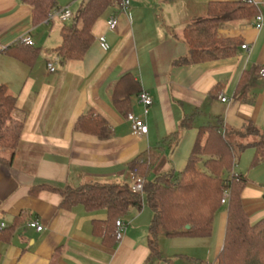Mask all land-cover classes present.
Instances as JSON below:
<instances>
[{
  "label": "crops",
  "instance_id": "crops-1",
  "mask_svg": "<svg viewBox=\"0 0 264 264\" xmlns=\"http://www.w3.org/2000/svg\"><path fill=\"white\" fill-rule=\"evenodd\" d=\"M57 1L59 7L71 9L78 3ZM213 1L234 0H130L127 10L116 3L92 26L94 40L84 58L62 63L56 48L62 43L64 23L36 24L30 5L0 0V85H7L16 96L11 122L20 125L13 163L0 160V224L15 225L10 239L0 241V264H214L225 240L226 202L216 213L211 236L173 237V256L148 262L153 218L148 205L132 208L123 217L127 228L120 242H106L94 226L107 220L106 209L88 210L83 204L65 209L59 192L31 191L44 183L58 188H76L88 181L131 183L128 164L162 145L149 178L178 173L187 166L201 126L221 120L225 129H242L252 121L264 129V78L253 74L264 66V20L261 28L254 16L228 21L220 28L224 35L249 45V49L241 46L232 58L175 63L188 53L181 38L184 27L206 17L207 5ZM254 1L264 15V0ZM115 14L118 25L111 30L108 21ZM26 33L40 49L31 64L6 51ZM101 36L109 49L102 47ZM52 60L58 64L50 72ZM247 73L254 77L248 98L242 100L236 93ZM126 74H131L130 79L120 83ZM143 89L153 99L147 113L139 100ZM116 95L124 102L121 107ZM221 95L228 100L222 101ZM129 112L144 117L147 134L134 133ZM191 115L192 126L181 139L175 145L163 144ZM84 116L103 120L104 131L78 128ZM254 152L253 148L243 151L236 168L243 156L253 158ZM1 153L9 155L11 150ZM245 175L242 203L256 222L264 217V162L251 165ZM30 220H38L43 229L30 226Z\"/></svg>",
  "mask_w": 264,
  "mask_h": 264
},
{
  "label": "trees",
  "instance_id": "trees-1",
  "mask_svg": "<svg viewBox=\"0 0 264 264\" xmlns=\"http://www.w3.org/2000/svg\"><path fill=\"white\" fill-rule=\"evenodd\" d=\"M121 1L86 0L73 19L61 27L62 43L56 48L60 62L82 60L94 40L92 26L107 8ZM21 2L32 7L36 24L46 21L50 12L60 8L57 0ZM258 13L256 5L242 0L210 2L206 17L184 27L181 38L188 47V53L175 60V63L216 61L238 55L242 46L241 38L228 37L220 32V28L228 21L256 17ZM6 51L31 64L40 49L18 41ZM260 68L253 74H259ZM127 77H131V74L122 77L120 83L130 79ZM253 77L252 73H247L242 78L237 88V98H248ZM117 96L116 103L121 107L120 102H124ZM16 99L7 85H0V160L9 165L14 161L15 148L19 142L18 131L12 130L10 126ZM192 121L193 115L184 118L179 129L164 138L163 144L175 145L183 131L192 126ZM78 128L99 133L104 131L105 126L98 117L84 116L79 119ZM162 148L163 145L144 152L128 164L132 172L145 179L142 194L133 191L128 181H88L76 188H58L44 183L31 191L34 194L44 189L59 192L62 196L60 205L65 209L77 204H83L88 210L106 209L107 220L94 223L95 231L106 242L115 239L117 219L128 215L132 208L141 210L144 204L148 205L153 211L148 237V262L163 258L159 246L161 235L168 238L211 236L216 213L226 202L228 218L225 240L214 264H264V217L256 222L250 220L241 198L248 178L242 172L235 171L240 155L248 148L255 151L252 166L264 162V129L252 121H247L242 129H225L221 120L205 124L199 128L186 168L178 173L171 171L150 179L151 168ZM4 149L11 150V153H1ZM225 193L229 197L222 202ZM14 226L0 229V241L10 239Z\"/></svg>",
  "mask_w": 264,
  "mask_h": 264
},
{
  "label": "built area",
  "instance_id": "built-area-1",
  "mask_svg": "<svg viewBox=\"0 0 264 264\" xmlns=\"http://www.w3.org/2000/svg\"><path fill=\"white\" fill-rule=\"evenodd\" d=\"M246 3H250V4H254L255 5V1L254 0H242ZM129 4H130V0H122L120 3V9L121 10H127L129 8ZM74 12L72 11L70 6H64V7H60L58 9H54L52 12H50L49 17L47 19L48 22L51 21H60L62 23H69L70 20L73 19L74 17ZM263 20H264V15L262 12H259L256 17H255V21H256V27L257 28H261L263 26ZM118 25V16L115 14L113 15L109 21H108V27L111 30L116 29ZM100 43L102 45V47L104 49H109L110 45L107 42L105 36H101L99 38ZM19 41L21 43L24 44H28V45H34L35 42L31 36L30 33H26L24 35H22L19 38ZM242 47L244 49H249V45L248 44H243ZM58 64L57 60H52L48 62V69L50 72H53L56 70V66ZM259 76L261 78H264V66H262L259 70ZM220 99L222 101H227L228 98L226 96L221 95ZM139 100L141 103L144 104L145 106V112L147 113L149 106L152 104L153 99L152 96L149 94V92H147L146 90H141L139 93ZM127 119L131 122L132 124V129L134 131V133L139 134V135H145L148 133V125L144 119V117L142 116H138L132 112H129L127 114ZM144 184H145V179L144 177L137 175L135 172H131V186L133 191L137 192V193H143L144 192ZM229 197L228 193H225L222 202H225L227 200V198ZM28 224L30 226L36 227L38 230H42L43 229V225L38 221V220H30L28 222ZM4 227H6L5 223H1L0 224V229H3ZM127 228V222L123 219V218H119L116 221V229H115V239L117 242H120L125 234Z\"/></svg>",
  "mask_w": 264,
  "mask_h": 264
},
{
  "label": "rangeland",
  "instance_id": "rangeland-1",
  "mask_svg": "<svg viewBox=\"0 0 264 264\" xmlns=\"http://www.w3.org/2000/svg\"><path fill=\"white\" fill-rule=\"evenodd\" d=\"M77 2L78 3L74 4L73 8H72L73 11L75 12V14L79 10V6L82 2H84V0H78ZM64 6H66V5H64ZM10 126H11L12 130L17 131L18 123L11 122ZM246 157H248V156H243L240 165L236 168L237 172H243V174H246L250 170L253 158L251 157L248 159ZM160 247H161L162 253L165 257L173 256V253L175 251V248H174L175 246H173L171 238H168L165 236L161 237L160 238Z\"/></svg>",
  "mask_w": 264,
  "mask_h": 264
}]
</instances>
